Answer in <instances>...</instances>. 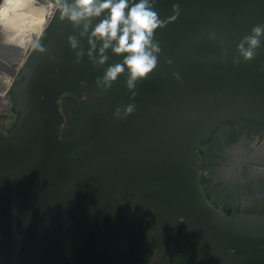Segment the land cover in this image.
<instances>
[{"label":"water","instance_id":"water-1","mask_svg":"<svg viewBox=\"0 0 264 264\" xmlns=\"http://www.w3.org/2000/svg\"><path fill=\"white\" fill-rule=\"evenodd\" d=\"M150 4L160 51L132 89L117 41L100 63L107 11L75 23L56 5L19 68L0 42L18 69L0 90V264H150L167 231L188 245L181 264H264V35L251 60L238 48L264 0ZM63 97L83 102L72 138ZM150 215L168 228L146 231Z\"/></svg>","mask_w":264,"mask_h":264},{"label":"clouds","instance_id":"clouds-1","mask_svg":"<svg viewBox=\"0 0 264 264\" xmlns=\"http://www.w3.org/2000/svg\"><path fill=\"white\" fill-rule=\"evenodd\" d=\"M55 3L60 10L61 19L67 17L75 23H79L85 18L100 17L103 12L107 11V16L96 25L92 36L105 41L100 50V63H104L107 59L103 56V52L113 40L117 41V46L112 49L114 53H128L124 58V64L130 71V78L127 82L129 89L135 87V81L138 78L147 77L156 67L157 57L153 53H158L160 49L158 44L152 42V37L154 31L162 26V22L158 18V13L151 6L150 0H138V2H131V0H75L72 5L68 4L66 0H55ZM130 3L131 6H129ZM12 6L9 0H4V3L0 5V18L6 17L12 10ZM26 6L24 0H15L14 7L17 11ZM173 8L175 10L178 6L173 5ZM126 9H128L127 16H125ZM30 23L42 32L47 18L41 14ZM85 27L87 28V25ZM252 33V35L246 36L238 46L245 60H251L255 55V49L260 46V37L264 35V24L254 26ZM69 41L75 48L74 38L70 37ZM245 43L248 44L247 49L244 47ZM89 55L91 56V52ZM123 71V66L116 64L108 68L104 79L105 81H115L118 74ZM133 109L134 106L129 105L127 112L131 113Z\"/></svg>","mask_w":264,"mask_h":264},{"label":"flooded vegetation","instance_id":"flooded-vegetation-1","mask_svg":"<svg viewBox=\"0 0 264 264\" xmlns=\"http://www.w3.org/2000/svg\"><path fill=\"white\" fill-rule=\"evenodd\" d=\"M43 31V30H42ZM8 34V36H7ZM40 33L34 38L33 45L37 42ZM15 36L4 29H0V42L12 43ZM2 89V84L0 83V90ZM0 92V114L10 105L7 96L3 97ZM61 102V112L63 113V119L65 128L63 129V134L65 138H72L75 135V129L82 115L79 107L83 102L77 98L63 97ZM126 208L133 214L134 205L131 203L125 204ZM144 228L149 231L150 228L154 229L156 233L167 229L168 226L163 224V222L157 220L153 215L147 217L144 223ZM188 249V245L179 241V238L174 236L172 232H166L159 242L158 250L150 264H181L185 259V252Z\"/></svg>","mask_w":264,"mask_h":264},{"label":"bare ground","instance_id":"bare-ground-1","mask_svg":"<svg viewBox=\"0 0 264 264\" xmlns=\"http://www.w3.org/2000/svg\"><path fill=\"white\" fill-rule=\"evenodd\" d=\"M24 2L27 6L17 11L14 7L15 0H9V3L13 5L12 10L6 17L0 18V29H4L15 36L11 39V45L16 46L17 51H19V55H17L19 58L18 68L25 63L29 52L37 43L33 45L34 38L40 33L37 41L40 39L56 9V5L49 0H24ZM41 14H44L47 18V23L44 25L42 32L30 23L31 20ZM17 70L0 66V83L9 88L16 77ZM2 96L5 97V94Z\"/></svg>","mask_w":264,"mask_h":264},{"label":"built area","instance_id":"built-area-1","mask_svg":"<svg viewBox=\"0 0 264 264\" xmlns=\"http://www.w3.org/2000/svg\"><path fill=\"white\" fill-rule=\"evenodd\" d=\"M5 96H7V94L5 93Z\"/></svg>","mask_w":264,"mask_h":264}]
</instances>
